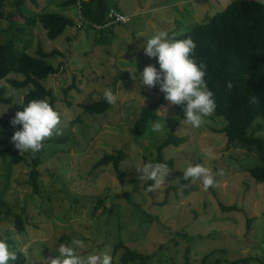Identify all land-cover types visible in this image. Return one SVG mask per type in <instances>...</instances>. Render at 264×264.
<instances>
[{
	"label": "rangeland",
	"instance_id": "obj_1",
	"mask_svg": "<svg viewBox=\"0 0 264 264\" xmlns=\"http://www.w3.org/2000/svg\"><path fill=\"white\" fill-rule=\"evenodd\" d=\"M14 1L4 0L0 8V40L8 37L19 50L33 56L38 45L45 52H61L47 59L59 71L43 80L57 96L61 131L35 152L41 164L37 166L38 192H34L28 183L29 156L34 153L20 151L11 140L20 126H12L10 120L23 108L26 89L0 82L6 85L5 97L10 98L9 104H0V143L6 141L27 159L12 164L8 157H0L3 209L22 213L23 208L27 215L21 233L16 231L13 215L0 224V239L14 242L12 247L7 242L10 250L19 247L26 255L24 264H49L48 259L58 255L59 244L70 245L78 239L85 245L77 249L81 255L108 253L113 264H121L123 249L113 253V248L122 241L132 250L152 254L147 264H200L206 254L209 262L245 258L244 264H264V183L239 168L255 154L229 144L220 132L226 123L222 117L213 113L193 128L182 121L183 106L170 104L158 86L149 89L139 82L143 68L156 64L155 58L143 52L144 39L161 30L179 36L232 0H116L129 20L101 31L88 28L74 3L65 5L69 0H24L26 6L18 7ZM43 12L67 15L75 25L50 40L40 23L24 22L27 15ZM9 13H13L11 19ZM19 26L25 33L16 29ZM106 88L119 96V102L109 105L105 114L84 112L80 103L98 102ZM159 98L165 102L158 107L156 119L148 133L136 139L134 123L142 106ZM258 121L263 128L254 134L264 138V119ZM156 122L165 126L153 131ZM170 133L185 140L164 148L163 156L173 161V168L165 184L147 191L135 168L142 167L145 158L153 159L157 146ZM63 137L62 142L54 141ZM118 150L125 153L120 162L122 179L111 163L94 167L105 153ZM190 162L210 168L215 186L205 191L199 181L184 180L182 170ZM123 193L130 200L119 196ZM100 199L103 204L98 203ZM221 204L237 209L223 211Z\"/></svg>",
	"mask_w": 264,
	"mask_h": 264
},
{
	"label": "trees",
	"instance_id": "obj_2",
	"mask_svg": "<svg viewBox=\"0 0 264 264\" xmlns=\"http://www.w3.org/2000/svg\"><path fill=\"white\" fill-rule=\"evenodd\" d=\"M4 0H0V8ZM33 2L34 0H30ZM79 1V4H77ZM74 3V8L80 6V16L88 28L92 24H104L106 15L111 8L119 11L116 0H69L65 2ZM14 4L18 7L24 5V0H15ZM3 13L0 11V17ZM13 13L8 14L11 19ZM26 25L40 23L46 30L47 37L50 40L56 39L69 27L75 25L74 19L60 14L58 12H43L30 14L25 17ZM21 33L25 30L19 26L16 28ZM101 31V30H95ZM191 37L195 44V58L198 62L206 65L205 80L207 87L213 92V98L216 102V109L213 112L216 116L222 117L226 123L220 129L225 135L229 144L233 148L240 147L248 151L249 154H255V157L247 163H240V170L247 171L259 183H264V138L255 135L254 132L263 128L259 118L264 119V2L257 0H232L223 10L210 16L205 22L195 24L191 30L185 32L176 38L183 39ZM37 55L33 56L25 51L19 50L10 38L0 40V82L13 89H26L23 94L22 105H26L34 99H47L55 108L57 96L52 88L45 86L43 80L49 75L56 74L59 69L51 64L47 59L55 55H61L58 50L45 52L40 45L36 49ZM18 75L22 78L9 77ZM74 84H72V87ZM68 89L64 92L67 94ZM6 85H0V104H9L10 98L5 97ZM165 100H158L142 106L138 119L134 123L133 133L135 138L145 136L148 133V127L156 119V111ZM82 110L89 114H105L109 105L103 97L93 104H81ZM20 110H23L20 109ZM18 110V111H20ZM252 130V133H249ZM66 137L57 138L54 141L62 142ZM184 138H177L172 133L156 148V156L153 159H144L152 162H164L169 169L173 168V161L165 159L163 150L170 144L179 145ZM3 148L0 149L1 158H9L12 164L27 162L24 155H20L18 150L9 145L6 141L0 143ZM238 149V148H236ZM125 153L118 150L115 154L105 153L98 158L94 167L110 164L113 166L119 178L122 179L123 173L120 169V162L124 159ZM28 183L32 186L34 192H38L39 172L37 166L41 164V158L38 153L29 156ZM151 181L144 184V189L149 191ZM119 196H130L126 193ZM104 199L98 201L103 204ZM5 202L0 199V224L8 215L14 216V226L18 233L24 232L27 219L24 209L22 213L11 211L5 208ZM223 211H232L237 208L235 205H220ZM111 211V209H109ZM13 246V240H7ZM122 248L123 253L120 256L121 264H147L152 258V254H143L137 250H132L122 241L115 244L113 253ZM16 254V259L9 264H24L26 255L19 247L11 249ZM209 254L201 259L200 264H244L245 258L233 259L230 261H221L216 259L209 262Z\"/></svg>",
	"mask_w": 264,
	"mask_h": 264
},
{
	"label": "clouds",
	"instance_id": "obj_3",
	"mask_svg": "<svg viewBox=\"0 0 264 264\" xmlns=\"http://www.w3.org/2000/svg\"><path fill=\"white\" fill-rule=\"evenodd\" d=\"M79 8L80 6L77 7L78 15H80ZM103 29L92 27V31ZM142 47L147 57L155 58L156 64H148L140 72L141 86H147L149 89L158 86L165 100L172 105L183 106L182 121L193 128H199L205 118L215 111L216 102L205 80L206 65L195 58L194 40L190 36L179 39L176 38L175 33L170 34L166 30H161L144 39ZM103 99L108 105H116L119 102V96L108 88L103 91ZM10 123L12 126H20L11 137L15 147L20 151L38 152L47 138L54 134L59 135L61 131L60 115L47 99L29 101L23 105V110L15 113ZM163 126L165 125L156 122L151 127L153 131H159ZM135 169L139 173L140 182H152L149 185L151 189L160 188L165 184L170 172L164 162L146 161L142 167ZM182 172L184 180H190L192 184L194 181H199L205 191L216 184L212 170L199 163L190 162ZM84 247V243L78 239H73L70 245L59 244L56 248L58 255L48 259V262L49 264H113V257L108 253L81 255L77 249ZM15 259V252L10 250L6 240L0 239V264H9Z\"/></svg>",
	"mask_w": 264,
	"mask_h": 264
},
{
	"label": "built area",
	"instance_id": "obj_4",
	"mask_svg": "<svg viewBox=\"0 0 264 264\" xmlns=\"http://www.w3.org/2000/svg\"><path fill=\"white\" fill-rule=\"evenodd\" d=\"M128 20H129V18L126 15L119 12L118 10L110 9L108 14H107L106 22L102 25L101 24H93L92 27L95 29H103V28L109 27L112 24L126 23Z\"/></svg>",
	"mask_w": 264,
	"mask_h": 264
}]
</instances>
